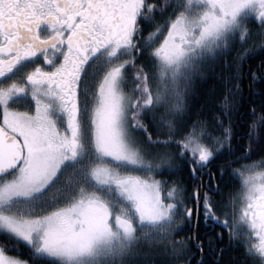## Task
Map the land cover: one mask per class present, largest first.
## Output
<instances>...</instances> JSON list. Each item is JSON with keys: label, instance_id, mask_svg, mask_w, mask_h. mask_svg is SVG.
<instances>
[{"label": "snow or ice", "instance_id": "obj_1", "mask_svg": "<svg viewBox=\"0 0 264 264\" xmlns=\"http://www.w3.org/2000/svg\"><path fill=\"white\" fill-rule=\"evenodd\" d=\"M198 79L216 86L193 110ZM257 149L264 0H0V264H221L231 247L264 264V156L231 167ZM218 159L240 185L226 198ZM185 167L191 191L165 176Z\"/></svg>", "mask_w": 264, "mask_h": 264}, {"label": "trees", "instance_id": "obj_2", "mask_svg": "<svg viewBox=\"0 0 264 264\" xmlns=\"http://www.w3.org/2000/svg\"><path fill=\"white\" fill-rule=\"evenodd\" d=\"M140 62V61H138ZM252 66L253 69L255 70L256 65H258L260 63V59L257 58L255 61H252ZM216 86V81L214 79H207L206 82L204 80H196L194 82L193 85V89L192 92L193 94L189 97V103L192 105L193 110L198 109L201 107V105L205 102V100L208 98L206 96V93H209L210 90ZM243 91L244 94L247 95L248 94V87H247V81H245L244 86H243ZM213 103H218V100H213ZM243 111V110H242ZM234 131H235V139L233 140V146L236 147L240 144H247V140L246 137L244 136V134L246 133L247 129L245 128V121L244 119H240L234 126ZM244 151L243 148L240 149V152H237L236 155L239 156L242 152ZM261 156H264V152L259 151V149H257L256 151H254L251 154V158L249 160H241L238 163H234L231 165L232 168H240L241 164H245V163H252L253 161H259ZM228 160L231 159V157L227 158ZM173 163H179L178 160H174ZM226 163L225 159H218L213 161L212 165H210L211 171L213 173H216L217 175V179L216 181H214L213 183H225V181H230V183L227 184V186L224 188V197L226 198L227 195L230 192L234 193L235 188L237 187L235 184H239V181L235 180L232 175L231 172H229V174L227 176H225L224 181H221L219 179V173L217 170L216 165L218 164H223ZM166 178L169 180L172 179H180L183 181V183L189 188V191H191L192 187L194 184L199 183V181H193L189 175V172L187 170V168L185 167L183 171L180 172H176L172 175H167L165 174ZM157 179H162L165 177L162 176H157ZM205 183L208 182V177L205 176L204 178ZM205 191H207V189H205ZM213 196V199L216 201L221 200V195L218 193H210ZM187 205L189 206H194L195 205V201L194 200H186L185 201ZM218 213H219V209H217ZM202 212V209H201ZM203 218V215L200 216V219ZM210 228V227H209ZM208 229H206V231L204 230H200L199 228V234L201 235V233L203 232H207ZM215 230V229H214ZM190 235L193 234L194 232L192 230H189ZM178 236V235H177ZM189 236V234L184 235L183 239H186ZM209 237V238H208ZM208 237H206L205 239L203 238V240L205 241V243H207V241L209 239H211L217 246V248L219 249L222 245L220 243V241L217 243L215 242V239L213 235H208ZM215 239V240H214ZM229 253L227 256H224L223 258H221V264H236L235 260H240L242 258H240L239 252L233 250L232 248H229L227 250Z\"/></svg>", "mask_w": 264, "mask_h": 264}, {"label": "flooded vegetation", "instance_id": "obj_3", "mask_svg": "<svg viewBox=\"0 0 264 264\" xmlns=\"http://www.w3.org/2000/svg\"><path fill=\"white\" fill-rule=\"evenodd\" d=\"M205 178V177H204ZM208 182H206V184H207ZM237 187L235 188V190H234V192H236V191H239V189H240V185L238 184H235ZM206 189V188H205ZM204 189V190H205ZM189 206V205H188ZM189 207H194V206H189ZM210 227V228H209ZM199 228H200V230H204V231H206V229H208L207 230V232H203V233H201V235H200V238L203 240V238L205 239L206 237H208V235H213L214 236V238L215 239H217V233H220V232H224L225 234H224V239L223 240H215V242L217 243V241L219 242L220 241V243H221V247H225V248H227V243H228V238H227V233L225 232V230L224 229H222L221 227H219V226H213V223H212V221H208V223L206 224L205 222H204V218H202V219H200V223H199V226H198V230H199ZM215 229V230H214ZM189 230H192L194 233H195V231L197 230L196 229V215L194 214L193 215V217H192V223L191 224H188L187 225V227L183 230V231H179V232H177L176 233V235H175V237H174V239H183V237H184V235H187V234H189L190 235V232H189ZM187 231V232H186ZM193 233V234H194ZM178 235V236H177ZM209 238V237H208ZM205 244H207V243H205ZM233 250H235V251H237V252H239V254L238 255H240V258H242V259H240V260H235V262H236V264H247V261H246V258H245V256H244V249L242 248V247H231ZM229 248H227V250H228ZM194 251H195V249H193ZM225 251L224 253H223V255H222V257L221 258H223L224 256H227L228 255V251Z\"/></svg>", "mask_w": 264, "mask_h": 264}, {"label": "rangeland", "instance_id": "obj_4", "mask_svg": "<svg viewBox=\"0 0 264 264\" xmlns=\"http://www.w3.org/2000/svg\"><path fill=\"white\" fill-rule=\"evenodd\" d=\"M14 107H19L20 110H26L27 109V105L23 104V102L20 105H14Z\"/></svg>", "mask_w": 264, "mask_h": 264}, {"label": "bare ground", "instance_id": "obj_5", "mask_svg": "<svg viewBox=\"0 0 264 264\" xmlns=\"http://www.w3.org/2000/svg\"><path fill=\"white\" fill-rule=\"evenodd\" d=\"M184 232V231H183ZM187 232V231H186Z\"/></svg>", "mask_w": 264, "mask_h": 264}]
</instances>
